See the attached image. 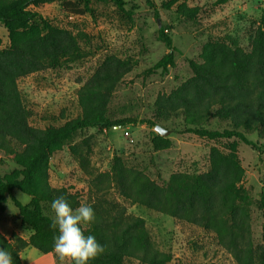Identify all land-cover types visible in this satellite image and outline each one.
I'll list each match as a JSON object with an SVG mask.
<instances>
[{
  "label": "trees",
  "instance_id": "obj_1",
  "mask_svg": "<svg viewBox=\"0 0 264 264\" xmlns=\"http://www.w3.org/2000/svg\"><path fill=\"white\" fill-rule=\"evenodd\" d=\"M58 0H0V23L6 28L10 45L1 48L0 40V151L17 165L13 172L0 177V211L8 199L18 209L21 222L30 228L28 239L13 233L8 239L0 232V248L7 250L13 264H23L22 253L34 248L41 254L53 252V219L46 214L57 197L67 199L73 209L81 205L80 195L50 184V159L71 141L77 132L90 128L110 130L115 126L148 124L163 127L156 120L108 118V106L117 87L132 70L129 59L109 57L78 90L80 115L62 126L37 128L31 125L24 106L18 80L44 68L55 69L65 60H75L79 47L75 37L53 25L35 10ZM99 0H63V8L73 15L92 11ZM119 8L128 3L110 0ZM176 0L170 1L171 7ZM147 5L158 10L152 0ZM200 7L186 3L177 6L180 18L195 20ZM159 38L168 53L149 71H167L174 65L177 49L164 28ZM201 62L190 61L193 76L173 90L161 95L156 106L160 111L180 114L184 131L208 141L238 140L250 146L264 159V147L249 140L244 130L260 131L264 137V17L245 50L236 40L213 39L201 51ZM216 119L225 123L222 129H210ZM164 128V127H163ZM157 152L171 147V141L156 135L152 139ZM209 169L201 173H172L161 185L143 170L129 167L120 156H114L110 172L97 174L89 188L93 200L87 202L95 220L83 226L85 235H94L103 245L91 264H124L135 259L139 264H173L171 253L157 249L141 217L127 215V208L107 199L112 189L131 206L168 215L211 231L238 264H264V240L254 246L250 211L251 199L242 183L245 170L239 162L236 144L228 151L213 146L208 154ZM14 191L28 195L23 204Z\"/></svg>",
  "mask_w": 264,
  "mask_h": 264
},
{
  "label": "rangeland",
  "instance_id": "obj_2",
  "mask_svg": "<svg viewBox=\"0 0 264 264\" xmlns=\"http://www.w3.org/2000/svg\"><path fill=\"white\" fill-rule=\"evenodd\" d=\"M61 1L35 10L53 25L69 31L76 39L79 52L75 60H65L58 68H44L18 80L31 125L42 129L59 127L80 115L78 90L105 59L118 57L129 59L133 68L115 90L108 106V118L156 120L170 131L166 138L171 141V147L155 151L152 139L159 133L148 124L79 131L51 157V186L77 192L81 204H87L94 198L90 182L97 174L110 172L114 156H120L127 166L143 170L158 184L165 185L175 172H206L210 148L228 151L235 143L239 162L245 170L242 185L251 199L252 241L255 247L260 245L264 240V159L238 140L208 141L181 133L184 131L181 115L160 111L156 103L159 96L169 95L193 76L190 61H202V47L209 40L233 39L250 50L251 40L264 17V0H176L171 7L168 6L172 0H152L158 16L146 0H124L128 4L122 9L110 0L94 1L92 11L80 16L68 13ZM181 3L200 7L198 17L192 21L180 18L176 9ZM161 28L177 49L174 65L167 71L150 72L168 53L166 44L159 38ZM0 40L2 49L9 47L8 32L1 23ZM207 127L222 129L226 124L213 119ZM244 132L249 140L264 147L260 131ZM15 169L17 165L12 158L0 151V177ZM14 196L23 204L31 200L19 191H14ZM104 197L126 207L127 215L143 218L154 246L171 253L173 264H238L211 231L139 205L131 206L114 189ZM46 214L54 219L51 207L46 208ZM0 232L9 239L13 233L25 239L32 234L22 224L11 199L4 212L0 211ZM30 251L41 254L28 248L22 253L25 260ZM124 264L139 263L126 259Z\"/></svg>",
  "mask_w": 264,
  "mask_h": 264
},
{
  "label": "clouds",
  "instance_id": "obj_3",
  "mask_svg": "<svg viewBox=\"0 0 264 264\" xmlns=\"http://www.w3.org/2000/svg\"><path fill=\"white\" fill-rule=\"evenodd\" d=\"M51 208L54 219L51 229L58 233L54 236L53 252L60 264H91L104 251L94 235H85L83 226L95 220L91 205L81 204L73 209L66 198L57 197ZM0 264H13L11 254L0 248Z\"/></svg>",
  "mask_w": 264,
  "mask_h": 264
},
{
  "label": "crops",
  "instance_id": "obj_4",
  "mask_svg": "<svg viewBox=\"0 0 264 264\" xmlns=\"http://www.w3.org/2000/svg\"><path fill=\"white\" fill-rule=\"evenodd\" d=\"M7 238L9 239V237H7ZM30 249H32V248H30ZM27 250H25V252ZM27 259L28 260H25L22 256L23 264H59L54 254H48V255L38 254V255H35L34 252L32 253V251H30L29 253H27Z\"/></svg>",
  "mask_w": 264,
  "mask_h": 264
},
{
  "label": "water",
  "instance_id": "obj_5",
  "mask_svg": "<svg viewBox=\"0 0 264 264\" xmlns=\"http://www.w3.org/2000/svg\"><path fill=\"white\" fill-rule=\"evenodd\" d=\"M155 130L163 137H167L169 135V133H170L169 130H167V129L163 128V127H160V126H157L155 128Z\"/></svg>",
  "mask_w": 264,
  "mask_h": 264
}]
</instances>
